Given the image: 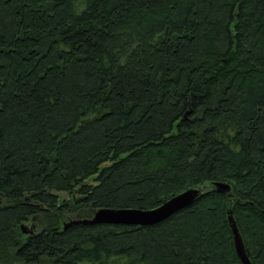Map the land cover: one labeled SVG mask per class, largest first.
Masks as SVG:
<instances>
[{
	"label": "trees",
	"instance_id": "1",
	"mask_svg": "<svg viewBox=\"0 0 264 264\" xmlns=\"http://www.w3.org/2000/svg\"><path fill=\"white\" fill-rule=\"evenodd\" d=\"M230 217L264 264V0H0V264H241Z\"/></svg>",
	"mask_w": 264,
	"mask_h": 264
},
{
	"label": "water",
	"instance_id": "2",
	"mask_svg": "<svg viewBox=\"0 0 264 264\" xmlns=\"http://www.w3.org/2000/svg\"><path fill=\"white\" fill-rule=\"evenodd\" d=\"M216 191L219 194L227 196L229 199L233 197L232 188L227 183L217 182L214 184ZM206 193V187L189 189L162 204L160 207L153 210L141 209H100L97 210L93 216L85 219H73L65 223V229L73 225H115V226H137L150 227L158 225L175 214L192 206L200 197ZM230 224L234 236V245L236 254L241 264H252L246 254L243 240L239 231L230 217ZM35 225L23 223L21 231L25 235L35 236L37 229Z\"/></svg>",
	"mask_w": 264,
	"mask_h": 264
},
{
	"label": "rangeland",
	"instance_id": "3",
	"mask_svg": "<svg viewBox=\"0 0 264 264\" xmlns=\"http://www.w3.org/2000/svg\"><path fill=\"white\" fill-rule=\"evenodd\" d=\"M62 198H63L65 201H73V200L77 199V196H76V195H75V196H70V195H68V194H62ZM76 214H77V213L70 214V217L72 218V217H74ZM71 220H73V219H70V220H68V221H67V219H66V222H65V223H68V222H70ZM36 223H37V222H34V225L36 226L35 228H36V229H40V228H41V225H40V224L36 225Z\"/></svg>",
	"mask_w": 264,
	"mask_h": 264
}]
</instances>
